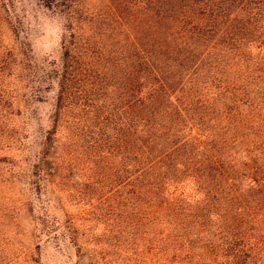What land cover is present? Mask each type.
<instances>
[{
	"label": "trees",
	"instance_id": "trees-1",
	"mask_svg": "<svg viewBox=\"0 0 264 264\" xmlns=\"http://www.w3.org/2000/svg\"><path fill=\"white\" fill-rule=\"evenodd\" d=\"M39 1L65 18L74 40L64 39L53 70L49 128L24 152L18 178L31 237L68 230L82 248L74 218L54 214L62 192L54 189L74 181L68 190L96 195L112 241L135 257L235 260L264 210V0ZM65 124L68 150L57 141Z\"/></svg>",
	"mask_w": 264,
	"mask_h": 264
},
{
	"label": "rangeland",
	"instance_id": "rangeland-1",
	"mask_svg": "<svg viewBox=\"0 0 264 264\" xmlns=\"http://www.w3.org/2000/svg\"><path fill=\"white\" fill-rule=\"evenodd\" d=\"M9 11L13 12L12 18ZM67 28L65 18L43 7L39 0H0V66L7 68L0 77L4 97L0 103V264H38L36 259L40 264H166L133 256L123 241L115 244L112 229L99 220L100 210L94 209L97 196L69 191L74 181L64 182L66 188H53L55 193L62 190L60 208L54 214L61 219L63 215L74 218L70 229L82 248L70 242L68 230L63 236L65 230H61L56 239L31 237L35 226L18 178L27 168L29 155L25 157L24 152L51 123L57 92L53 70L61 63L64 39L74 40L69 39ZM85 31L83 37L90 35ZM21 66L45 75V83H30L32 79L22 74ZM71 129L69 124L59 128L60 149L68 150L72 145ZM261 143L258 137L259 165L264 164ZM73 167L84 168L79 161ZM75 180L81 182L77 177ZM254 217L256 223H252L249 239L238 245V257L231 260L226 255L221 264H264V210L258 207Z\"/></svg>",
	"mask_w": 264,
	"mask_h": 264
}]
</instances>
